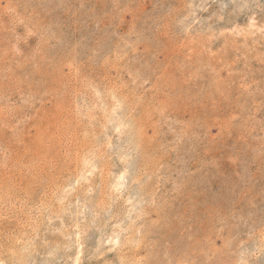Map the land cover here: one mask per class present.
<instances>
[{
  "label": "rangeland",
  "instance_id": "obj_1",
  "mask_svg": "<svg viewBox=\"0 0 264 264\" xmlns=\"http://www.w3.org/2000/svg\"><path fill=\"white\" fill-rule=\"evenodd\" d=\"M0 264H264V0H0Z\"/></svg>",
  "mask_w": 264,
  "mask_h": 264
}]
</instances>
